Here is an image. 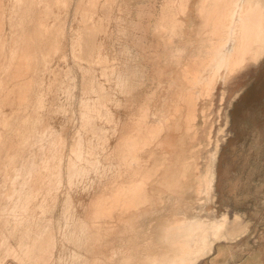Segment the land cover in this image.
Segmentation results:
<instances>
[{"label":"rangeland","instance_id":"rangeland-1","mask_svg":"<svg viewBox=\"0 0 264 264\" xmlns=\"http://www.w3.org/2000/svg\"><path fill=\"white\" fill-rule=\"evenodd\" d=\"M197 1L0 0V264H154L223 213L247 233L197 264H264V57L216 70Z\"/></svg>","mask_w":264,"mask_h":264},{"label":"bare ground","instance_id":"bare-ground-1","mask_svg":"<svg viewBox=\"0 0 264 264\" xmlns=\"http://www.w3.org/2000/svg\"><path fill=\"white\" fill-rule=\"evenodd\" d=\"M176 2V1H175ZM169 4V3H168ZM171 8V7H170ZM195 13H199V15L203 16L200 18H204L206 21H204L205 23L208 21L210 23V20L213 21V23H210V26L212 25L213 27H210L206 24L207 27L211 28V32L209 31V33L211 34L212 37V48L213 46L215 47L214 50H216V70H222V68L225 69V71L229 70L227 69L228 67L232 68L230 71L232 73L236 72V71H241L244 68H246L247 66H249V64L251 63H258V61H261L262 58L264 57V0H198L196 5H195ZM168 12V11H167ZM198 16V15H197ZM199 17V16H198ZM178 18V17H177ZM166 19V18H165ZM201 19V20H202ZM176 20V19H175ZM162 21V20H161ZM176 22V21H175ZM179 23L181 22L182 24H184L183 21H178ZM203 22V21H202ZM203 22V24H204ZM180 23V24H181ZM202 24V23H201ZM202 24V25H203ZM179 24H177L178 27ZM163 26V25H162ZM161 26V27H162ZM168 26V24L166 25ZM206 26L204 29H206ZM38 27V26H37ZM43 27V26H42ZM46 27V25L44 26ZM170 27V26H169ZM203 27V26H202ZM172 28V27H170ZM169 28V29H170ZM175 28V27H174ZM35 29V28H34ZM43 29V28H42ZM46 29V28H45ZM158 29V28H157ZM162 29V28H161ZM173 29V28H172ZM171 29V30H172ZM180 29V28H179ZM178 29V30H179ZM184 29V28H183ZM201 29V27H200ZM203 29V30H204ZM44 30V29H43ZM166 30V29H164ZM163 30V31H164ZM177 30V29H176ZM175 30V31H176ZM202 30V31H203ZM210 30V29H209ZM38 31V30H37ZM158 31V30H157ZM169 31V30H167ZM174 31V32H175ZM207 31V30H205ZM203 31V32H205ZM179 31H177L178 33ZM181 32V31H180ZM160 33V32H159ZM172 33V32H171ZM172 33L169 36L173 37ZM181 34V33H180ZM179 34V35H180ZM201 34V33H199ZM206 34V32H205ZM210 34H208L207 36L210 37ZM42 35V34H41ZM166 35V33H165ZM197 35V34H196ZM31 37V36H30ZM39 37V36H38ZM181 37V36H180ZM200 38V37H199ZM183 39V38H182ZM202 39H205V37ZM30 40V39H29ZM200 40V39H199ZM198 40V41H199ZM208 40V38H207ZM211 40V39H209ZM32 41V40H31ZM205 41V40H204ZM200 42V41H199ZM203 42V41H202ZM211 43V42H210ZM229 43H231V48L228 46ZM209 44V43H208ZM29 45V44H28ZM205 46V44H204ZM208 46V45H207ZM206 46V47H207ZM210 46V45H209ZM203 47V46H202ZM211 47V46H210ZM28 48V47H27ZM37 48V47H36ZM205 48V47H204ZM209 48V47H208ZM206 49V48H205ZM207 50V49H206ZM23 51V50H22ZM27 51V50H26ZM35 51V50H32ZM201 51V50H200ZM211 53H213V51L210 49ZM210 51H208V55H211ZM203 52V51H202ZM201 52V54H202ZM25 53V52H24ZM22 54V53H21ZM27 54V53H26ZM206 54V53H205ZM203 53V55H205ZM214 54L212 55L213 57ZM15 55V54H14ZM23 55V54H22ZM208 60H210V56H208ZM27 56V55H26ZM25 56V57H26ZM31 56V55H30ZM34 56V55H33ZM23 57V58H25ZM28 57V56H27ZM206 57V55L204 56ZM203 58V57H202ZM35 59V58H34ZM207 60V61H208ZM25 61V60H24ZM27 61V60H26ZM204 61V59H203ZM206 61V62H207ZM30 62V61H29ZM205 62V61H204ZM24 63V62H23ZM27 63V62H26ZM31 63V62H30ZM203 63V62H202ZM255 63V64H256ZM22 64V63H21ZM20 64V65H21ZM201 64V63H200ZM204 65V64H203ZM23 66V65H22ZM26 66V65H25ZM30 66V65H29ZM206 66V64H205ZM209 66V65H208ZM214 66V65H213ZM24 67V66H23ZM32 67V66H30ZM207 67V66H206ZM212 69V65L210 66ZM25 68V67H24ZM18 69V68H17ZM29 70V69H28ZM27 70V71H28ZM201 70V68H200ZM209 70V69H208ZM214 70V69H213ZM218 70V71H219ZM220 70V71H221ZM203 71V70H202ZM201 71V72H202ZM211 72V69L209 70ZM217 71V72H218ZM224 71V74H225ZM229 71V72H230ZM26 72V71H25ZM215 72V74L217 73ZM214 73V72H212ZM220 73V72H219ZM7 74V73H6ZM201 74V73H200ZM214 75V74H213ZM218 75V74H217ZM214 75V76H217ZM228 76L230 75V73L227 74ZM226 75V76H227ZM6 76V75H5ZM225 76V77H226ZM231 76V75H230ZM3 77V76H2ZM213 77V76H212ZM211 78V77H210ZM214 78V77H213ZM212 78V79H213ZM7 79V78H6ZM5 79V80H6ZM216 79V77H215ZM225 79V78H224ZM229 79V78H228ZM4 80V79H3ZM201 81V80H199ZM211 81V80H210ZM228 81V80H227ZM4 83V81H1ZM0 82V83H1ZM212 82V81H211ZM213 85V84H212ZM27 86V85H25ZM213 87V86H211ZM215 87V86H214ZM26 88V87H25ZM212 89V88H211ZM215 89V88H214ZM28 90V89H27ZM24 91V90H23ZM26 91V90H25ZM213 91V90H212ZM214 93V92H213ZM224 98V97H223ZM204 113V112H203ZM145 118L147 116H144ZM145 121V120H143ZM142 121V123H143ZM147 122V121H146ZM190 122H192L190 120ZM141 123V121H140ZM141 123V124H142ZM150 125V124H149ZM151 126V125H150ZM153 128V127H152ZM136 129V128H135ZM134 129V130H135ZM149 129V128H148ZM155 129V128H154ZM153 129V130H154ZM159 129V128H158ZM223 129V128H222ZM222 129L220 131H222ZM152 130V132H153ZM224 130V129H223ZM141 132H144V130H140ZM148 131V130H147ZM151 131V129L149 130ZM137 132V131H136ZM135 132V133H136ZM133 133V132H132ZM139 133V132H137ZM136 133V134H137ZM146 133V132H145ZM155 133V131L153 132ZM134 134V135H136ZM141 134V133H140ZM149 134V132H148ZM132 135V134H130ZM133 136V135H132ZM138 134L135 136L137 137ZM124 137V136H123ZM142 137V136H141ZM140 137V138H141ZM144 137V136H143ZM135 139V138H133ZM138 139V137L136 138ZM130 140V139H129ZM134 141V140H133ZM123 144V143H122ZM130 144V143H129ZM133 144V143H132ZM126 145V144H125ZM219 144L216 145V150L214 152L211 153L210 159L207 162V166L205 167L201 178H199L198 180H202L201 184L203 183V187L204 189H202V192H205L207 195H211L212 196V192H213V187H214V181H215V159L217 157V148ZM128 146V145H126ZM125 150V149H124ZM125 153V152H124ZM128 153V152H127ZM126 153V154H127ZM124 155V154H123ZM128 156V155H127ZM192 156V155H191ZM124 157V156H123ZM192 158V157H191ZM188 161V158H186ZM183 159V163L184 160ZM195 159V158H194ZM192 159V162L193 160ZM191 160V159H190ZM195 161V160H194ZM182 162V161H181ZM180 162V165L183 163ZM189 162V161H188ZM186 164V163H185ZM191 164V163H190ZM195 164V163H193ZM189 165V163L187 164V166ZM196 165V164H195ZM186 166V165H185ZM185 166H182L181 168H184ZM186 166V167H187ZM197 166V165H196ZM195 166V167H196ZM170 168V167H169ZM180 168V169H181ZM191 168V167H190ZM189 167L186 169L187 171L190 169ZM193 169V167H192ZM191 169V170H192ZM198 169V168H197ZM157 170L155 172V174L152 171V175L154 174V176L157 174V172L159 171V169H154ZM186 171V173H187ZM194 171V170H193ZM198 171V170H196ZM185 172V171H184ZM189 172V171H188ZM164 175V173L162 174ZM181 175H183L181 173ZM199 175V174H198ZM158 176V175H157ZM166 176V175H165ZM171 176V175H169ZM187 177V174L183 176L182 180L184 178ZM148 177H150V175H148ZM152 177V176H151ZM162 177V176H161ZM178 177V176H177ZM182 177V176H181ZM195 177V178H196ZM166 178V177H165ZM164 178V179H165ZM173 178V177H172ZM171 178V180H172ZM152 179V178H151ZM160 179V177H159ZM158 179V182H160V180ZM170 179V178H169ZM178 179V178H177ZM180 180V178L178 179ZM197 180V179H196ZM133 181V180H131ZM174 181V178L173 180ZM172 181H170L172 183ZM136 182V181H135ZM142 182V181H141ZM138 182V183H141ZM184 182V181H183ZM133 183V182H131ZM136 184L138 186H140L139 184ZM182 183V182H181ZM134 184V183H133ZM132 184V186H133ZM142 184V183H141ZM175 184V183H173ZM183 184V183H182ZM199 184V183H198ZM197 184V185H198ZM134 186V188L137 186ZM143 185V184H142ZM178 185V184H177ZM181 185V184H180ZM184 185V184H183ZM131 184L129 187H132ZM182 186V185H181ZM202 186V185H201ZM129 187L124 186V191L126 190L125 188H127L129 190ZM141 187V186H140ZM161 187V185H160ZM198 187V186H196ZM201 187V188H203ZM162 188V187H161ZM192 188V187H191ZM200 187H198L197 189H201ZM140 189V188H138ZM138 189L136 191H138ZM123 190V189H122ZM127 190V192H128ZM156 190V189H155ZM131 191V190H129ZM133 191V190H132ZM135 191V189H134ZM191 191V190H189ZM194 191V189H193ZM201 192V190H199ZM123 191H121L122 193ZM159 192V191H158ZM198 192V191H197ZM125 193V192H124ZM129 193V192H128ZM133 193V192H132ZM156 193V191L154 192ZM164 193V192H163ZM195 193V192H194ZM199 193V192H198ZM126 194V193H125ZM134 194V193H133ZM160 195L162 194L161 192L159 193ZM106 195V194H105ZM108 195V194H107ZM106 195V197H107ZM117 195V194H115ZM132 195V194H131ZM136 195V192L134 194V196ZM205 194H203L204 196ZM118 196V195H117ZM133 196V197H134ZM199 196V195H198ZM114 197V196H113ZM120 196H118L119 198ZM163 197V196H162ZM200 197H201V193H200ZM209 198V196H207ZM207 197L203 198V199H207ZM214 197V194H213ZM116 198V197H115ZM160 200L162 199L161 197H159ZM120 199V198H119ZM122 199V198H121ZM120 199V201H121ZM129 199V198H128ZM164 199V198H163ZM114 200V199H113ZM116 200V199H115ZM200 200V199H199ZM107 199L104 201L106 202ZM119 201V202H120ZM198 201V199H197ZM203 201V200H202ZM206 201V200H205ZM203 201V202H205ZM208 201V200H207ZM108 202V201H107ZM106 202V204H107ZM118 202V201H117ZM116 202V203H117ZM109 204V202H108ZM145 204V203H144ZM202 204V203H201ZM101 205V204H100ZM103 206V205H102ZM105 206V205H104ZM101 207V206H100ZM109 207L108 205L106 206V208ZM116 207V206H115ZM119 207V206H118ZM139 205H137V207L134 206V209L138 208ZM132 208V206L130 207V209ZM189 209V208H188ZM191 209V208H190ZM98 209H96L97 212ZM102 210V207H101ZM105 211V208L103 209ZM109 210V208H108ZM203 210V209H202ZM103 211V212H104ZM196 211V210H195ZM198 211V210H197ZM94 213V212H93ZM101 213V212H100ZM199 213H203V212H199ZM213 213V212H212ZM227 213V212H226ZM98 214V212H97ZM125 214V213H124ZM195 214V213H194ZM237 214V213H236ZM184 215V214H183ZM182 215V216H183ZM199 215V214H198ZM212 215V214H211ZM96 216V215H94ZM102 216V215H101ZM145 216V215H144ZM186 216V214L184 215ZM99 217V216H97ZM174 217V215H173ZM180 217V216H179ZM96 218V217H95ZM175 218V217H174ZM173 218V219H174ZM178 219V217H176ZM183 218V217H182ZM97 219V218H96ZM232 219V218H231ZM169 220V219H168ZM171 220V219H170ZM165 221V220H164ZM95 223V222H94ZM176 223V222H175ZM178 223V222H177ZM170 224H172V222H170ZM174 224V223H173ZM169 226V225H168ZM249 226V225H248ZM248 226L246 223H244V219L241 215L237 214L235 215L233 220H229V216L228 214L223 213V215H221V218H217V217H211V218H203V217H185L183 218V220L180 221V223H178V225L174 228L172 225L169 227V229H166V231L168 233L169 236H166L164 239L169 247L167 252H165V256L162 257V260H158L156 261L154 259L153 262H155L154 264H197L198 261L203 258L205 255L207 256L208 254H214L215 252V245L216 243H218L219 241L222 240H226V241H230V242H235V241H239L241 240L245 233H247L246 231L248 230ZM168 228V227H167ZM109 232V231H108ZM164 233V232H163ZM110 234V232H109ZM109 234L107 233L105 236ZM165 234V233H164ZM163 235V234H162ZM161 240V239H160ZM159 240V241H160ZM115 241V240H114ZM163 242V243H164ZM107 243V242H106ZM113 243V242H112ZM147 243V242H146ZM146 243L142 244L141 246L145 245ZM111 245V244H110ZM150 245V244H149ZM152 245V244H151ZM153 246V245H152ZM151 246V247H152ZM134 247V246H132ZM131 247V248H132ZM137 247V246H136ZM149 247V246H147ZM145 248V247H144ZM112 249V248H111ZM110 249V251H111ZM134 249V248H133ZM149 249V248H148ZM165 249V248H164ZM140 250V249H139ZM150 250V249H149ZM160 250V249H159ZM162 250V248H161ZM148 250H146L147 252ZM165 251V250H164ZM143 252V251H142ZM137 253V252H136ZM141 254V253H140ZM145 254V253H144ZM164 254V253H163ZM115 255V254H114ZM162 255V254H161ZM160 255V256H161ZM131 256V255H130ZM143 256V255H141ZM123 257V256H122ZM121 257V258H122ZM145 257V256H143ZM151 257V256H149ZM97 258V257H95ZM124 258V257H123ZM131 258V257H130ZM155 258V257H153ZM157 258V257H156ZM161 258V257H160ZM125 259H129L128 257ZM132 259V258H131ZM136 259V257H135ZM134 259V260H135ZM158 259V258H157ZM99 260V259H98ZM121 261H123V264L127 261H124L122 259H119ZM148 260V259H145ZM150 260V258H149ZM121 261L119 263H121ZM133 260H131L132 263ZM97 262V259H96ZM130 262V261H129ZM128 262V263H129ZM126 263V264H128ZM129 263V264H131ZM96 264V263H95ZM137 264V263H136ZM147 264H151V262L149 261ZM153 264V263H152Z\"/></svg>","mask_w":264,"mask_h":264}]
</instances>
